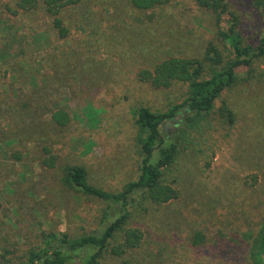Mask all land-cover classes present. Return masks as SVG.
Returning <instances> with one entry per match:
<instances>
[{
  "label": "rangeland",
  "instance_id": "rangeland-1",
  "mask_svg": "<svg viewBox=\"0 0 264 264\" xmlns=\"http://www.w3.org/2000/svg\"><path fill=\"white\" fill-rule=\"evenodd\" d=\"M16 2L0 0V264L24 260L43 233L75 238L103 225L105 204L68 187L64 173L81 165L89 182L109 191L136 178V109L165 111L188 88H155L140 79L141 70L169 57L202 60L210 44L229 57L218 30L232 23L231 13L244 44L255 43L264 27V8L251 0H224L218 23L197 0L148 10L129 0H81L60 11L68 31L61 37L41 4L24 11ZM237 72L213 111L181 137L163 177L176 197L161 205L135 197L100 264H248L242 233L264 214V57ZM24 102L19 127L11 106ZM222 106L232 111L231 122ZM58 109L69 118L63 126L51 119ZM163 126L176 131L172 122ZM130 227L142 231L140 244L115 256L111 248Z\"/></svg>",
  "mask_w": 264,
  "mask_h": 264
},
{
  "label": "trees",
  "instance_id": "trees-1",
  "mask_svg": "<svg viewBox=\"0 0 264 264\" xmlns=\"http://www.w3.org/2000/svg\"><path fill=\"white\" fill-rule=\"evenodd\" d=\"M81 0H17L16 6L24 11L36 9L39 4L45 12L52 16L54 28L61 37L67 35L66 28L59 17L60 11L67 6L78 4ZM133 7L148 10L155 6L167 4L170 0H129ZM197 3L210 9L217 20H221L227 7L224 0H197ZM252 5L264 8V0H251ZM232 15V23L218 30V36L230 48L229 57L222 54L210 44L203 59L169 57L157 63L152 70L143 69L139 73L142 81L155 88H167L173 83L188 86L186 96L181 102L174 104L165 111H152L140 106L136 109L135 123L139 130L140 162L135 179L127 182L120 191H109L89 182L87 171L81 165L70 166L64 173V182L70 188L102 201L105 204L102 213L103 222L96 230L81 236L70 238L67 233H43V241L27 252L24 260L16 264H100L99 259L106 249L107 243L124 227L130 216V202L135 197L141 203L161 205L176 197L175 189L163 182L165 170L172 164L180 151L181 137L194 125L200 123L213 111L216 101L238 80L237 69L251 68L253 63L264 57V27L260 38L252 44H244L236 30L237 20ZM205 62L209 70L205 72ZM207 65V66H208ZM33 78V77H32ZM35 78V77H34ZM22 108L12 111L14 122L22 126L25 121ZM219 111L230 122L233 113L226 106ZM51 119L58 125H65L69 118L63 110L54 111ZM172 122L176 131L165 133L163 125ZM11 138H5L11 143ZM17 159L20 155L15 154ZM51 164V163H50ZM243 239L249 244L248 264H264V214L256 229L242 233ZM142 238V231L137 227L126 228L122 240L111 248L115 256H121L136 248ZM202 240V234L196 232L194 241ZM78 260V262L76 261Z\"/></svg>",
  "mask_w": 264,
  "mask_h": 264
},
{
  "label": "water",
  "instance_id": "water-1",
  "mask_svg": "<svg viewBox=\"0 0 264 264\" xmlns=\"http://www.w3.org/2000/svg\"><path fill=\"white\" fill-rule=\"evenodd\" d=\"M167 123H168V122L164 123V125L167 124ZM175 126H176V125H175Z\"/></svg>",
  "mask_w": 264,
  "mask_h": 264
}]
</instances>
